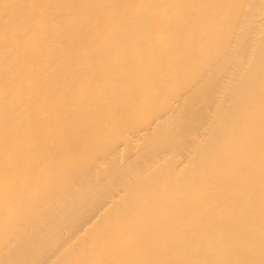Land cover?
I'll list each match as a JSON object with an SVG mask.
<instances>
[{"label": "bare ground", "instance_id": "bare-ground-1", "mask_svg": "<svg viewBox=\"0 0 264 264\" xmlns=\"http://www.w3.org/2000/svg\"><path fill=\"white\" fill-rule=\"evenodd\" d=\"M0 264H264V0H0Z\"/></svg>", "mask_w": 264, "mask_h": 264}]
</instances>
